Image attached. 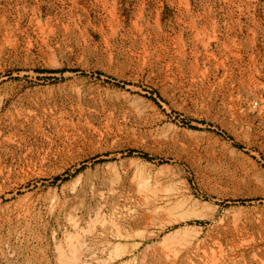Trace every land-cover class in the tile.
<instances>
[{
	"label": "rangeland",
	"instance_id": "obj_1",
	"mask_svg": "<svg viewBox=\"0 0 264 264\" xmlns=\"http://www.w3.org/2000/svg\"><path fill=\"white\" fill-rule=\"evenodd\" d=\"M174 2L0 0V264H264V87Z\"/></svg>",
	"mask_w": 264,
	"mask_h": 264
},
{
	"label": "crops",
	"instance_id": "obj_2",
	"mask_svg": "<svg viewBox=\"0 0 264 264\" xmlns=\"http://www.w3.org/2000/svg\"><path fill=\"white\" fill-rule=\"evenodd\" d=\"M173 1L178 6L173 9L185 18L181 20L186 23L183 32L197 35V43H201L206 54L215 57L221 54L219 66L217 63L205 65L210 79L217 78L220 85L230 90L229 86L237 83L233 80L237 70V75H251L255 86L264 87V0ZM181 9L191 11L189 19ZM216 71H221L220 77ZM239 99L234 91L224 92L222 100L229 104L224 111H229Z\"/></svg>",
	"mask_w": 264,
	"mask_h": 264
},
{
	"label": "built area",
	"instance_id": "obj_3",
	"mask_svg": "<svg viewBox=\"0 0 264 264\" xmlns=\"http://www.w3.org/2000/svg\"><path fill=\"white\" fill-rule=\"evenodd\" d=\"M253 105H254V106H258V105H259V100H258V99H255V100L253 101Z\"/></svg>",
	"mask_w": 264,
	"mask_h": 264
},
{
	"label": "trees",
	"instance_id": "obj_4",
	"mask_svg": "<svg viewBox=\"0 0 264 264\" xmlns=\"http://www.w3.org/2000/svg\"><path fill=\"white\" fill-rule=\"evenodd\" d=\"M53 72H55V70H53Z\"/></svg>",
	"mask_w": 264,
	"mask_h": 264
}]
</instances>
